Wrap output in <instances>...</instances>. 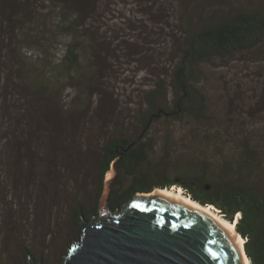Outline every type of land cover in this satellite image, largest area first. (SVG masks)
Returning a JSON list of instances; mask_svg holds the SVG:
<instances>
[{
    "label": "rangeland",
    "instance_id": "374dc122",
    "mask_svg": "<svg viewBox=\"0 0 264 264\" xmlns=\"http://www.w3.org/2000/svg\"><path fill=\"white\" fill-rule=\"evenodd\" d=\"M60 3L0 0V264H64L79 205L99 207L103 146L144 136V106L160 78L166 81L159 102L169 107L172 99L170 59L181 40L171 0L85 2L82 31L96 40L93 53L52 73L46 66L59 62L71 41L54 25L62 21ZM33 23L42 36L28 42L23 33L33 32ZM198 70L207 116L153 123V163L168 151L171 175L198 164L221 171L257 154L251 180L264 189V48L214 58ZM159 189L191 198L180 185L140 194Z\"/></svg>",
    "mask_w": 264,
    "mask_h": 264
},
{
    "label": "trees",
    "instance_id": "16d2710c",
    "mask_svg": "<svg viewBox=\"0 0 264 264\" xmlns=\"http://www.w3.org/2000/svg\"><path fill=\"white\" fill-rule=\"evenodd\" d=\"M90 0H61L56 8H60L62 21L56 30L71 37L66 46V53L56 63H49L47 71L58 73L62 64L78 67L81 57L86 54L90 58L95 39L82 31L87 16L85 2ZM93 1V0H91ZM150 1V0H148ZM154 4H163L164 0H152ZM171 0L172 11L180 25L181 43L171 54L172 99L170 106L164 107L159 102L161 93L165 92V79L158 81V90L147 96L142 126L144 136L130 138H113L103 146V157L99 167L101 190L104 192L106 176L116 165L117 176L111 184L110 205L113 210L123 209L138 193H150L156 188H170L173 185L184 187L187 194L203 205H213L232 223L245 239L246 252L251 264H264V189L251 180L252 171L257 167L261 157L250 155L248 162L234 169L225 164L223 169L207 168L201 165L173 170L170 152L153 163L151 151L155 146L147 133L152 124L163 117L181 119L189 115L201 120L206 118L208 98L198 82L199 67L211 62L214 58H228L239 53L264 48V0H235L224 4V0ZM69 17V19H64ZM32 21H35L33 18ZM63 22V23H62ZM60 25V26H59ZM33 32L24 31L28 42L42 36L38 25L33 23ZM87 37V41L83 39ZM86 43V47L84 44ZM70 79L79 81L75 73ZM154 166L145 169L148 164ZM181 168V169H180ZM212 171V172H210ZM210 172V173H209ZM215 172H217L215 174ZM214 174V177L212 175ZM236 175L248 178L243 183L234 182ZM101 200V199H100ZM99 214L98 205L91 211L79 205L76 213L78 232L74 235L75 243L82 237V218L91 220ZM28 256H32L29 252Z\"/></svg>",
    "mask_w": 264,
    "mask_h": 264
},
{
    "label": "water",
    "instance_id": "95a60500",
    "mask_svg": "<svg viewBox=\"0 0 264 264\" xmlns=\"http://www.w3.org/2000/svg\"><path fill=\"white\" fill-rule=\"evenodd\" d=\"M116 176L114 164L99 215L91 220L83 216L82 237L64 255V264H245L225 228L162 194L138 193L126 207L113 210L109 197ZM30 264L35 262L30 259Z\"/></svg>",
    "mask_w": 264,
    "mask_h": 264
},
{
    "label": "bare ground",
    "instance_id": "6f19581e",
    "mask_svg": "<svg viewBox=\"0 0 264 264\" xmlns=\"http://www.w3.org/2000/svg\"><path fill=\"white\" fill-rule=\"evenodd\" d=\"M152 194H162L168 198H171L172 200H175L177 202H181L185 205H188L194 209H197L199 211H202L207 216L212 218L215 222H217L219 225H221L223 228L227 230V232L232 236V238L237 242L238 246L240 247L242 254L244 256V262L245 264H251L248 255L245 251V239L243 236H241L240 233L236 231V226L234 223L229 222L226 220L223 216L218 214L217 210L213 206H207L203 205L197 201H195L192 198H189L188 196H185L180 191H174L170 189H159L155 193L148 194V196Z\"/></svg>",
    "mask_w": 264,
    "mask_h": 264
}]
</instances>
